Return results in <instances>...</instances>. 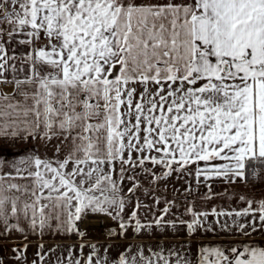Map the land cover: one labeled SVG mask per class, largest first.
Here are the masks:
<instances>
[{"label": "snow or ice", "instance_id": "obj_1", "mask_svg": "<svg viewBox=\"0 0 264 264\" xmlns=\"http://www.w3.org/2000/svg\"><path fill=\"white\" fill-rule=\"evenodd\" d=\"M258 186L264 0H0V251L16 264L17 239L84 240L93 217L154 243L111 258L40 242L32 264H264Z\"/></svg>", "mask_w": 264, "mask_h": 264}, {"label": "crops", "instance_id": "obj_2", "mask_svg": "<svg viewBox=\"0 0 264 264\" xmlns=\"http://www.w3.org/2000/svg\"><path fill=\"white\" fill-rule=\"evenodd\" d=\"M214 187H215L216 191H220L223 187H225V185L220 184V185H216ZM203 191H204V189L201 188V192H203ZM245 191H248V189H245ZM261 191H264V189H261L259 186L254 190V192L257 193L255 195V199L264 198V197H262L261 195L258 194ZM195 206H196V208L198 210L210 211L211 208H213V207H216L217 210H219L221 207L231 210V209H236V208H239V207H243L244 205H242V204L238 205L236 203L229 204V203H226L224 200H214L211 203H205V202L200 201L197 198ZM181 211H183L182 208H181ZM177 214L179 215V213H177ZM98 219H100V217ZM214 219L215 218L210 217V222L212 220H214ZM221 219H227V220H229V222L231 220V218H227V217H224V218H221ZM86 226H88V222H87ZM217 227H219V226L217 225ZM96 229L97 228L84 227V230L87 231V233H88L86 239H84V240H79L75 236L71 237L70 239H59L57 237L46 236L43 241H39V240H37L36 237L30 236L29 237V241H21V240L17 239L16 242L17 243H30V245H31L29 247V249H28L27 254H26L27 255L26 264H32V261L34 259H37V257H36V252H37L36 244L40 243V242H43L45 244L46 248L50 247V246H53L56 243H60V244H63V245L81 244V243H84V244H86V243H95V244H98V245L111 244V245H113V247L110 248L108 250V252H107V255L109 257H111V258L117 257L119 255L120 251H122V249L119 247L121 244H126V243H130V242L131 243H140V242H142L144 244H153L154 243V241L149 239L147 235H142V237H138L135 240H119V239L112 240V239H108L107 237H106L107 239H105V237H104L105 234H103V236H101V238H94L93 236L98 234V231H95ZM221 239H226V238L221 236ZM237 239H244V238L237 236ZM253 239L254 240H260L261 237L254 234ZM207 240H213V242H215L214 241V234H211V233L208 234L207 235ZM9 246L10 245H6L4 250L0 251V255L8 258V264H16V262L11 259L12 253L10 251H8V247ZM89 251L90 250L88 248H85L84 249V255H87ZM100 251L103 252L104 250L101 249ZM59 254L66 256L68 254L67 253V249L59 250ZM73 254L74 255L77 254V251L75 249L73 250ZM192 255H193V258H194L195 257V247L194 246H193Z\"/></svg>", "mask_w": 264, "mask_h": 264}, {"label": "rangeland", "instance_id": "obj_3", "mask_svg": "<svg viewBox=\"0 0 264 264\" xmlns=\"http://www.w3.org/2000/svg\"><path fill=\"white\" fill-rule=\"evenodd\" d=\"M40 151H41V152H44L45 149H44L43 147H41V148H40ZM47 154H48L49 156H51V155H52V152H51V151H48ZM176 187H180V184L177 183V184H176ZM161 188H163V186H161ZM181 191H182V189H181ZM168 194H169V198H171V196L173 195V192H172V182H170L169 185H168ZM162 206H163V205H161V207H162ZM98 218H99V217H93V218H90V219H98ZM101 218H102V220L104 221L105 225H109V226H112V227L115 226V225L113 224L112 221H110V220H108V219H106V218H103V217H100V219H101ZM87 222H88V221H87ZM87 222L84 224L83 227H88V226H86ZM89 228H97L95 231H98V234L94 235V236H93L94 238H101V236H103V234H105V232L108 230V228H106V227H89ZM104 237H105V239H107V238H106V235H105ZM108 239H109V238H108Z\"/></svg>", "mask_w": 264, "mask_h": 264}, {"label": "water", "instance_id": "obj_4", "mask_svg": "<svg viewBox=\"0 0 264 264\" xmlns=\"http://www.w3.org/2000/svg\"><path fill=\"white\" fill-rule=\"evenodd\" d=\"M105 225L102 219H90L88 220V227H102Z\"/></svg>", "mask_w": 264, "mask_h": 264}]
</instances>
